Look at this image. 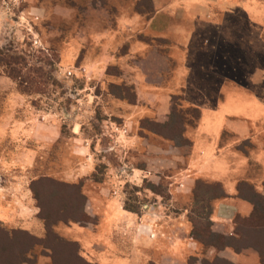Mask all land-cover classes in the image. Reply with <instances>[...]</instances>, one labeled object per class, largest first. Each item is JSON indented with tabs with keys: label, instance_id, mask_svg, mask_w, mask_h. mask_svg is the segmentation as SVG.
I'll use <instances>...</instances> for the list:
<instances>
[{
	"label": "rangeland",
	"instance_id": "rangeland-1",
	"mask_svg": "<svg viewBox=\"0 0 264 264\" xmlns=\"http://www.w3.org/2000/svg\"><path fill=\"white\" fill-rule=\"evenodd\" d=\"M259 1L219 28L180 27L181 10L183 43L120 25L149 18L151 0H0V229L27 232L22 264H62L37 241L42 215L78 218L52 225L67 264H172L171 232L198 243L186 264L228 263L204 242H225L206 229L225 192L264 182ZM216 152L226 186L208 170Z\"/></svg>",
	"mask_w": 264,
	"mask_h": 264
},
{
	"label": "crops",
	"instance_id": "crops-1",
	"mask_svg": "<svg viewBox=\"0 0 264 264\" xmlns=\"http://www.w3.org/2000/svg\"><path fill=\"white\" fill-rule=\"evenodd\" d=\"M166 1L163 4L159 0H151L153 11L147 19H142L137 15V17H133L132 19L123 18L121 19L123 22L119 23L122 26H130L142 22V26L146 28L153 26L155 33L163 37L168 36L171 31H174L176 35H179L183 43H188L193 32L192 30L186 31V29H181L177 25L176 17L181 10L188 11L190 20L186 22L187 25L182 23L180 27L193 26L195 28L197 27V30H200L204 26L207 27L209 25L214 28L227 26L226 18L230 17L235 11H241L247 17L248 14L245 12L248 13V9L258 8L261 5V0ZM258 1L260 2L259 4H256L253 8H249V2L258 3ZM242 2L246 4L242 5ZM217 15L219 17L216 18ZM228 128L233 130L229 126ZM244 134L242 130L241 135L244 136ZM219 155L221 153L216 152L214 156H208V170L210 172L212 171L214 175L216 174L215 179L223 181L226 186V176L222 178L221 175L229 167L227 166V162H223ZM249 159L252 158H244L243 156V161L245 160L247 165L250 163L248 162L250 161ZM257 160L262 162L261 159ZM219 173L220 176H218ZM251 186L248 188L246 185V189H243L241 186V191L238 188L239 192L237 193V188L232 191L229 189L227 191L225 190L226 192H224L227 198L218 202L216 201L217 203L210 217L211 224L206 229L210 235L214 232H219L217 234L221 235L225 242L218 245L209 242L206 254L209 258H222L230 264H264V182L262 181L261 186L259 184H251ZM22 206L24 207L23 202ZM30 206V204L27 206L29 216L31 213ZM7 210L4 205V219L6 218ZM73 233H77L79 236V240L77 241L82 244L83 241L81 238L84 237V230L80 231V227H77ZM162 243H166L167 245L164 247L161 246L160 251H167L170 254L168 259L172 264H186L182 261L184 253H190L189 251L193 252L199 249L198 243L195 240L183 239L178 235L176 236L173 232L168 236L166 235ZM151 246L154 247V244L152 243ZM116 261L115 259V263L113 262V264H118ZM98 264L106 263L98 262Z\"/></svg>",
	"mask_w": 264,
	"mask_h": 264
},
{
	"label": "trees",
	"instance_id": "trees-1",
	"mask_svg": "<svg viewBox=\"0 0 264 264\" xmlns=\"http://www.w3.org/2000/svg\"><path fill=\"white\" fill-rule=\"evenodd\" d=\"M41 181H47L49 183H56V181L52 179H40ZM73 187V185H70ZM33 189V188H32ZM34 191V189H33ZM82 197V194H79ZM224 193L222 189L219 190L218 196H223ZM215 196V195H213ZM211 196V197H213ZM34 197L37 201H39V196L34 191ZM41 206V205H40ZM209 211L211 210L209 205L204 206ZM125 208L130 211H136L137 207L129 206V204L125 205ZM41 216V215H40ZM201 217V216H198ZM41 218L44 220L45 226V236L42 239H37L41 245L51 250V254L56 256L62 260V264H67L65 261L68 258L69 251L66 249V245H64L65 241H63L59 236L52 232V225L57 222H67L76 220L78 218H51L45 215H42ZM55 220V221H54ZM53 221V222H52ZM194 222H196L194 218ZM201 225L200 223H198ZM27 232L24 230L13 229V230H2L0 229V264H22L24 260V255L28 251V243L27 240ZM34 244V243H33ZM204 244L209 245V242H204ZM32 246V245H31ZM2 256V257H1ZM53 256V258H55ZM16 259V260H14ZM16 261V262H15ZM230 264V263H225Z\"/></svg>",
	"mask_w": 264,
	"mask_h": 264
}]
</instances>
